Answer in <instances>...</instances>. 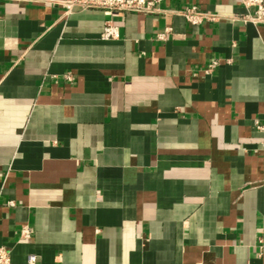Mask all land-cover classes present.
Returning a JSON list of instances; mask_svg holds the SVG:
<instances>
[{
    "label": "crops",
    "instance_id": "1",
    "mask_svg": "<svg viewBox=\"0 0 264 264\" xmlns=\"http://www.w3.org/2000/svg\"><path fill=\"white\" fill-rule=\"evenodd\" d=\"M161 6L0 0L11 264H264V23L241 0Z\"/></svg>",
    "mask_w": 264,
    "mask_h": 264
},
{
    "label": "built area",
    "instance_id": "2",
    "mask_svg": "<svg viewBox=\"0 0 264 264\" xmlns=\"http://www.w3.org/2000/svg\"><path fill=\"white\" fill-rule=\"evenodd\" d=\"M60 2L70 12L75 6L82 8H104L109 10H124L144 13H160L167 11L161 6L162 0H60ZM247 8H254V13L246 14L242 17L244 22L264 23V0H241ZM182 12L188 22L192 25H199L205 20H217L218 15L215 13L201 10L197 6L187 7L183 10H174ZM119 36L118 27L110 20L105 23L101 33L103 39H114ZM217 62L210 64V67ZM69 80L73 79L71 74H67ZM14 205L13 201L9 202ZM33 232L32 228L25 224L21 228V236L27 238ZM36 260L35 255H30L29 263L33 264ZM0 264H11L10 250L5 246H0Z\"/></svg>",
    "mask_w": 264,
    "mask_h": 264
}]
</instances>
